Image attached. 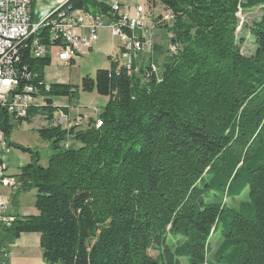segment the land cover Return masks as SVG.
I'll list each match as a JSON object with an SVG mask.
<instances>
[{
  "label": "trees",
  "instance_id": "trees-1",
  "mask_svg": "<svg viewBox=\"0 0 264 264\" xmlns=\"http://www.w3.org/2000/svg\"><path fill=\"white\" fill-rule=\"evenodd\" d=\"M148 4L173 15L160 23L170 35L161 62L143 64L141 51L127 67L110 56V67L81 85L54 82L47 90L51 58L22 50L19 65L37 75L31 83L46 105L17 121L45 116L38 133L54 152L44 166L38 152L11 142L14 123L4 112L8 145L34 158L15 176L14 197L36 189L37 214L1 225L0 264H11L6 256L26 233L40 235L44 264H264V0ZM69 5L112 12L107 0ZM256 7L261 16L241 28L256 45L246 56L239 13ZM38 33L51 46L50 29ZM82 92L108 98L97 117L102 126L93 117L85 130L54 125L53 98L76 101ZM246 190L237 208L226 201Z\"/></svg>",
  "mask_w": 264,
  "mask_h": 264
},
{
  "label": "built area",
  "instance_id": "built-area-1",
  "mask_svg": "<svg viewBox=\"0 0 264 264\" xmlns=\"http://www.w3.org/2000/svg\"><path fill=\"white\" fill-rule=\"evenodd\" d=\"M44 0H0V122L4 112H7L14 121L28 116L32 107L46 105V99L40 95L38 86L32 85L36 74L29 71L27 66L21 67L18 62L22 50L30 48L35 57L49 56L61 64L71 65L79 56L88 49H93L99 41V31L107 26L112 30V35L119 38L120 52L113 55L112 59L120 65L131 67L132 54L139 53L151 46L152 34L155 29L149 24L152 11L143 4H138L133 12L122 13L121 3L115 0L111 5L110 21L105 24L106 16L102 13L75 9L73 5H65V0H55L56 8H62V15L57 18L49 16L40 21L45 22L50 29V48L41 43V38L36 31L37 22L33 19V5ZM171 12L166 11L163 20L172 19ZM138 31V33H136ZM175 48L173 47L172 50ZM175 51V50H174ZM25 82V83H24ZM45 84L49 90L50 84ZM97 109L94 108V112ZM72 116L62 109L55 114L57 123L63 129L77 128L85 130L90 126L91 117L86 122L80 114ZM96 127L102 126V121L97 120ZM54 120V121H55ZM0 145L3 153L11 151L5 140L4 131L0 127ZM15 176L8 173L7 163L0 156V188H9L12 191L18 187ZM8 202L0 201V227L11 224L16 216L10 215ZM11 256L8 254L6 257Z\"/></svg>",
  "mask_w": 264,
  "mask_h": 264
},
{
  "label": "rangeland",
  "instance_id": "rangeland-1",
  "mask_svg": "<svg viewBox=\"0 0 264 264\" xmlns=\"http://www.w3.org/2000/svg\"><path fill=\"white\" fill-rule=\"evenodd\" d=\"M71 0H67L65 5H69ZM122 12H133L138 4L145 5L148 9V0H120ZM38 12L36 15L37 24L39 27L46 26L45 22H39L43 17L57 18L59 12H62V8H55L54 0H46L38 5ZM262 7H256L253 10L239 13L241 19V26L238 28V33L245 36V41L242 44V52L246 56H251L256 48L254 39L251 37L250 33L246 30H242V25L244 22L252 21L261 16ZM166 9L162 5H158L152 11V17H149V24L156 26V29L151 31L152 34V44L149 48L143 50V54L138 56L143 64L148 63L151 60H159L160 62L164 58L168 46H169V36L168 33L161 27L160 23H164L162 17H164ZM44 18V19H45ZM171 23L172 20H166ZM106 22H108L106 18ZM138 33V31H136ZM121 41L119 38H115L112 35V30L110 28H102L99 31V41L94 45V49H88L85 54L79 56L74 60L71 65L61 64L59 61L54 59L51 64L45 68V82L51 83L57 80H66V83H70L75 86L82 84V80L86 76L94 77L99 69H106L110 67L111 58L115 53L120 52ZM154 43V45H153ZM155 46H158V50H155ZM50 48V46H46ZM114 53V54H113ZM137 55L136 52L132 54V58ZM160 69V67H159ZM54 102L58 105L59 109L54 113H58L62 108L60 106H66L67 108L73 109L74 113L82 114L85 121L87 122L90 117L96 118L94 115V108L97 110H103L106 105V98L100 96L96 93L82 92L80 98L76 101H71L68 97H54ZM62 104V105H61ZM71 105V106H70ZM55 106V105H54ZM53 124L57 123V120ZM32 125L26 122L16 121L14 123V129L10 136V141L18 143L22 146L29 147L33 151L40 154L41 164L47 166L50 160V156L53 154L54 149L50 141L44 140L40 137L37 128H42L47 126V118L43 115L36 116L32 120ZM73 129V128H70ZM69 130V129H68ZM73 138L69 137L67 143H73ZM66 143V144H67ZM69 146V144H67ZM2 146L0 145V148ZM11 151L6 156V161L8 165V173L17 176L21 169L28 165L34 160L31 153L23 152L21 149H17L14 146L10 147ZM4 155V154H3ZM37 197V190L31 189L29 191H22L17 194L15 203L23 207L24 209L30 211L35 210V202ZM249 198V190H246L243 195L236 200H226L231 207H238L240 202L246 201ZM17 210L20 209L17 207ZM22 214V213H21ZM33 235L39 234H23L20 238L14 240L12 244V263L11 264H44V258L42 249L40 247V242ZM31 237H33L31 239ZM220 236L216 235L212 239L213 252L218 248L220 244ZM11 253V252H10ZM151 255L156 257L159 253L156 249H150ZM183 264H189L187 260L184 259Z\"/></svg>",
  "mask_w": 264,
  "mask_h": 264
},
{
  "label": "crops",
  "instance_id": "crops-1",
  "mask_svg": "<svg viewBox=\"0 0 264 264\" xmlns=\"http://www.w3.org/2000/svg\"><path fill=\"white\" fill-rule=\"evenodd\" d=\"M44 1H46V0H44ZM43 1V2H44ZM55 1V0H54ZM113 1H115V0H107V2H109V5H110V7H111V4H112V2ZM118 1H120V0H118ZM42 3V2H41ZM41 3H38V4H34L33 5V16H34V21L35 22H37L35 19H36V15H37V12H38V8H39V4H41ZM55 8H56V1H55ZM122 13H127V12H122ZM106 16V18H107V20H108V22H106V18H105V24H108L109 22H111L110 21V18H109V16L108 15H105ZM45 17H43L42 19H40L39 20V22L40 21H42L43 19H44ZM106 28H109V27H106ZM94 49V48H93ZM114 54V53H113ZM45 79V78H44ZM56 82H58V83H66V80H57ZM51 83H53V82H51ZM51 83H49V84H51ZM97 94V93H96ZM106 98V103H107V101H108V98L107 97H105ZM54 105L55 106H57L58 104L57 103H55L54 102ZM62 105V104H61ZM71 106V105H70ZM60 107H66V106H60ZM102 110H96L95 112H93L94 113V115H98L100 112H101ZM69 113H70V115L71 114H73V115H76V114H79V113H74L73 112V109H71L70 108V110H69ZM80 115H82V114H80ZM72 116V115H71ZM83 116V115H82ZM16 121H14V123H15ZM47 123H48V121H47ZM33 123L31 122L29 125H32ZM45 127V126H44ZM38 129H40V128H37V130ZM4 154V155H3ZM8 155V153H3V151L1 150V148H0V156H2L4 159H5V161H6V156ZM7 163V162H6ZM8 166V165H7ZM20 173V172H19ZM18 173V174H19ZM17 174V175H18ZM12 175V174H11ZM12 176H14V175H12ZM20 185H18V187H19ZM18 187H16L13 191L11 190V189H9V188H5V187H1L0 188V201H7L8 202V205H9V207H8V213L10 214V215H15V216H24V215H30V214H37V211H35V210H31L33 213H31L30 211H28V210H26V209H24L23 207H21L20 205H18L17 206V204L15 203V201H16V198L14 197L15 196V194H16V189L18 188ZM17 207H19V209H20V212H19V210H17ZM22 213V214H21ZM36 237L37 239H38V242L40 241V237H37V235H33V237ZM33 237H31V239L33 238ZM22 238V237H21ZM12 253H13V248L11 249V256H12ZM11 259H12V257H11ZM11 259H10V261H11ZM11 263H12V261H11Z\"/></svg>",
  "mask_w": 264,
  "mask_h": 264
},
{
  "label": "bare ground",
  "instance_id": "bare-ground-1",
  "mask_svg": "<svg viewBox=\"0 0 264 264\" xmlns=\"http://www.w3.org/2000/svg\"><path fill=\"white\" fill-rule=\"evenodd\" d=\"M66 1H67V0H65V2H66ZM113 2H114V1H113ZM113 2H112V4H113ZM112 4H111V5H112ZM59 14L62 15V12H59ZM48 16H49V15H48ZM48 16H47V17H48ZM47 17H46V18H47ZM46 18H45V19H46ZM33 19H34V16H33ZM43 20H44V19H43ZM38 27H39V24H36V30L38 29ZM105 27H107V26H105ZM155 27H156V26H155ZM103 28H104V27H103ZM101 29H102V28H101ZM101 29H100V30H101ZM155 29H156V28H155ZM19 63H20V61L18 62V64H19ZM24 66H25V65H23V66H21V67H24ZM32 85H34V84L32 83ZM34 86H36V85H34ZM4 114H5V113H4ZM68 115H70V114H68ZM70 116H71V115H70Z\"/></svg>",
  "mask_w": 264,
  "mask_h": 264
}]
</instances>
